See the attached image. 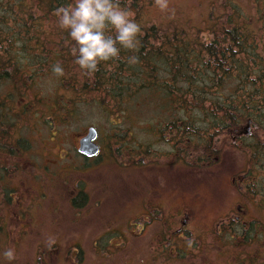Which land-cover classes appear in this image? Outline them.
Masks as SVG:
<instances>
[{"label": "rangeland", "instance_id": "obj_1", "mask_svg": "<svg viewBox=\"0 0 264 264\" xmlns=\"http://www.w3.org/2000/svg\"><path fill=\"white\" fill-rule=\"evenodd\" d=\"M147 1L146 19L158 18L160 23L202 29L208 24L204 19L225 10L229 1L246 18H252L258 7L264 8V0H167V9H161L155 0ZM52 35L49 39L57 42L56 35ZM68 57L64 59L67 63L64 76L82 80L81 73L74 70ZM24 84L21 93L19 86L13 88L9 82L0 89V97H4L3 105H6L1 114H5V128L9 131L3 134L1 125L0 143L6 137L8 145L4 142V147L0 148V163L4 162L0 183L7 190L17 189L14 198L24 197L22 213L18 210L12 213L15 199L7 203L0 198V264H254L253 260L261 264L264 260V165L259 164L260 154L255 156L256 164L251 167V149L231 145L234 141L221 134L214 141L219 147L224 146V142L230 146L219 152L217 162L194 174L184 172L182 181L171 177L172 156L167 157L170 165L165 163L164 169L157 165L162 160L154 157L150 167L157 165L154 171L165 178L166 192L159 188V197L155 199L152 188L155 181L151 180V193L145 202L152 207L155 205L158 212L141 213V202L131 205L116 198L111 191L126 186L130 168L118 167L114 155L105 149L109 157L104 156L98 164L86 169L88 166L76 150L80 138L91 127L96 130L102 146L105 141L111 144L121 132L119 127L128 124L125 118L119 120L115 114L106 112L92 94L82 92V97H78V87L65 88L55 74L45 73L41 77L35 74L31 82ZM132 124L134 137L137 131L135 141L146 144L140 135L144 131L138 130L146 124L135 116ZM240 126L245 127V123ZM245 137L254 139L252 142L257 147L264 145L263 130L250 128ZM43 165L49 169L47 176L40 172ZM36 167L39 176H36ZM80 169L89 179L85 181L89 182L91 196L88 212L48 213L54 200L65 206L66 202L58 196V184L65 176L73 185L79 182ZM240 171L245 174L251 171L254 185L245 187L249 212L233 221L231 218L236 214L231 210L235 209L240 196L237 184L231 179ZM176 172L178 175L180 167ZM36 183L47 198H40V205L31 206L30 196L35 194ZM260 201L262 206L258 212L255 209ZM180 207L183 213H176ZM142 219L146 222H141ZM250 224L257 228L250 230ZM243 227L247 229H242V233H249L247 238L235 233L237 228ZM174 229L178 235L188 233L192 237L188 246L180 245L189 248L185 258L169 256L173 244L182 243L171 236ZM97 242L100 248L96 247ZM8 249L15 253L12 260L4 256Z\"/></svg>", "mask_w": 264, "mask_h": 264}, {"label": "trees", "instance_id": "obj_2", "mask_svg": "<svg viewBox=\"0 0 264 264\" xmlns=\"http://www.w3.org/2000/svg\"><path fill=\"white\" fill-rule=\"evenodd\" d=\"M71 3L73 0H0V89L9 82L13 88L19 86L21 93L33 75L54 74L52 67L57 63L66 72L64 59L69 55L82 80L55 74L65 88L78 87V97L82 92L94 95L106 112L127 116L129 123L134 116L143 123L149 119L151 130L162 136L170 134L167 124L173 132L180 129L183 151L194 150L200 159L210 154L216 163L224 147L214 139L221 134L233 138L243 129L242 123L264 131V8L258 7L252 18H246L229 1L225 10L204 19L208 24L202 29L146 19L147 0H120V6L134 13L141 27L138 48H121L119 59L102 62L89 77L74 63L73 42L55 15L56 9ZM52 33L57 42L49 39ZM106 34L114 36L115 32ZM131 56L138 57V62L129 64ZM3 99L0 97V132L6 134ZM141 111L143 116L138 115ZM3 140L8 145L6 137ZM252 141L239 135L231 145L251 149V167L260 154L263 166L264 145L257 147ZM253 227L249 225L252 231L257 228ZM244 228L235 233L240 236ZM243 235L247 238L249 233ZM171 236L182 243L173 244L169 256L187 257L189 248L180 245L188 246L192 237L177 231Z\"/></svg>", "mask_w": 264, "mask_h": 264}, {"label": "flooded vegetation", "instance_id": "obj_3", "mask_svg": "<svg viewBox=\"0 0 264 264\" xmlns=\"http://www.w3.org/2000/svg\"><path fill=\"white\" fill-rule=\"evenodd\" d=\"M115 116H118L119 120L121 117L125 118V121L128 122V124L124 127L125 129H122L123 127H119V130L121 131L120 133L122 134H116L117 140L112 139L111 144L109 143L110 141H105V146H102L98 140V136L95 130L96 135L95 139L93 140V143L97 147L96 153L90 156L84 153H80L78 151L80 145L78 146V148H76V150L79 156L84 161L85 166H88L85 167L86 169L95 164H98V161L103 160L104 156L106 158L109 157L108 154L106 156V153L104 151L105 149L110 150L111 153L114 155L118 167L130 168V178L126 181V186L122 188L120 187L119 191H117V189H113L111 191L113 194H115L116 198H121L124 202L128 201L131 203V205L136 204L138 201L141 202L143 204L141 207V213L158 212L155 205L152 207L149 203L146 204L145 201H147V196H149V194L151 193V180L155 181V184H152L155 199L159 197V188L162 190V192H166L165 178L160 172L157 173L156 171H154V168L158 165L159 168L164 169L165 163L167 166H169L170 163L167 161L168 156L173 157L170 166V174L174 181H176V178H180V180L182 181L184 172L194 174L198 170H207L209 169V167L214 165L212 162L215 158H213L210 154L207 157L200 159L198 153L194 150L193 152H184V147L182 145L181 138V130L177 128L176 131L173 132L171 129H169V127L172 125H166V128L170 132V134L162 136L158 130H151V123L149 119H146L147 121L144 122V124H146V127L142 129L138 128V130L144 131L140 135L143 137V141L146 142V144H140V142L135 141V138H137V131L134 137L131 128H134L135 130V127L132 123H129L130 118L120 115ZM178 126L179 125H177V127ZM89 129L90 128H88L85 134L80 138L79 142H81V140L87 136ZM243 132L245 135H247L246 129L243 130L240 128L239 131L235 133V136L231 138V140H237L238 136ZM192 142L195 145L198 144L196 139H192ZM223 145V147L226 146L225 144ZM2 147H4V144L0 143V148ZM154 157L160 158V160H162V163L158 162L156 166L150 167L152 165V161L154 162ZM124 161L126 162L124 163ZM34 163L37 165L38 162L35 161ZM3 166L4 162L0 163V169H3ZM178 167H180V172L177 175L176 170ZM81 169V179L76 184H71L66 176L65 180H62L58 184V196L60 198H63L62 202L65 201L66 204L65 206L63 204H58V201L53 199L54 201L48 207V213L88 212L91 196L88 190L89 182L86 183L85 181H89V179L86 178L85 174L81 171ZM34 170L37 173H35L36 176H39L37 167ZM140 171L146 173L149 180H147L145 174L141 173ZM40 172L42 175L47 176L49 174V169L43 165L41 167ZM68 173H70V170L67 169L66 174ZM231 180H233L237 184L238 193L240 196L239 201H237L235 204V209L231 210V213L236 214V216L231 218V220L238 221L240 218V214L249 212V204L247 201L248 195L246 194L245 187L249 184L251 186L254 185V180L250 173L245 174L242 171H240L237 175L233 176ZM42 188L44 189L43 186ZM97 188L101 189V185L97 184ZM39 189L40 185L36 183V190H34L35 194L33 196H30L31 206L35 204L40 205L41 203L39 202V199L47 198L46 194H41ZM49 189L50 188H48V191ZM6 190V187L2 186L0 183V198L7 203L12 202L15 199L16 205L12 210V213H17L16 210H18L19 213H22L23 211L22 209H20V207L24 197H17V199L14 198L13 195L17 192V189L15 188L8 189L7 191H10L9 194H7ZM174 190H176V188ZM254 191L257 193V190ZM259 203L260 204H257L258 206H256L257 208L255 209L258 212L260 211V208L262 206V201H260ZM62 207L63 209H60ZM176 213H183L182 208L180 207V209ZM141 222L146 221L145 219H142ZM175 229L173 230V232H176ZM53 244L55 243L53 242ZM96 247L100 248V244L98 242ZM80 248L81 247H79V250Z\"/></svg>", "mask_w": 264, "mask_h": 264}, {"label": "clouds", "instance_id": "obj_4", "mask_svg": "<svg viewBox=\"0 0 264 264\" xmlns=\"http://www.w3.org/2000/svg\"><path fill=\"white\" fill-rule=\"evenodd\" d=\"M161 9H167V0H155ZM59 27L67 30L73 42L74 63L92 77L102 62L119 59L121 48L136 50L141 27L135 21L134 13L120 6V0H73L67 6L56 9ZM114 31L115 35L106 33ZM138 62V57L128 58L129 64ZM57 76L64 75L61 64L52 67ZM5 258L12 260V249L4 252Z\"/></svg>", "mask_w": 264, "mask_h": 264}, {"label": "water", "instance_id": "obj_5", "mask_svg": "<svg viewBox=\"0 0 264 264\" xmlns=\"http://www.w3.org/2000/svg\"><path fill=\"white\" fill-rule=\"evenodd\" d=\"M94 129H89L88 135L81 140L79 151L87 155H93L97 151V147L94 145L93 140L95 139Z\"/></svg>", "mask_w": 264, "mask_h": 264}]
</instances>
